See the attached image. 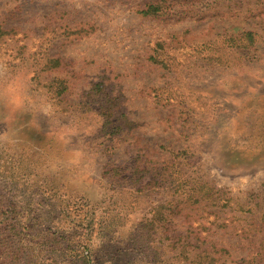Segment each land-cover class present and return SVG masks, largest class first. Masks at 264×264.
Segmentation results:
<instances>
[{"label":"rangeland","instance_id":"1","mask_svg":"<svg viewBox=\"0 0 264 264\" xmlns=\"http://www.w3.org/2000/svg\"><path fill=\"white\" fill-rule=\"evenodd\" d=\"M0 27V84L56 105L0 101V264H264V0H0Z\"/></svg>","mask_w":264,"mask_h":264},{"label":"clouds","instance_id":"2","mask_svg":"<svg viewBox=\"0 0 264 264\" xmlns=\"http://www.w3.org/2000/svg\"><path fill=\"white\" fill-rule=\"evenodd\" d=\"M29 77L17 74L0 84V101L7 115L14 118L17 114H37L51 116L55 110V101L42 92H30Z\"/></svg>","mask_w":264,"mask_h":264},{"label":"trees","instance_id":"3","mask_svg":"<svg viewBox=\"0 0 264 264\" xmlns=\"http://www.w3.org/2000/svg\"><path fill=\"white\" fill-rule=\"evenodd\" d=\"M158 9H159V8H158L157 6H151L148 10H144L143 12H144V13H151L152 11H156V10H158ZM0 30H1V27H0ZM247 38H248L249 40L252 41L253 33H252V32H248V33H247ZM58 64H59V61H58V60H54V65H58ZM82 256H83V255H82ZM83 257H84V258H85V257H88V255L85 254Z\"/></svg>","mask_w":264,"mask_h":264}]
</instances>
